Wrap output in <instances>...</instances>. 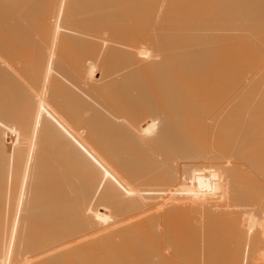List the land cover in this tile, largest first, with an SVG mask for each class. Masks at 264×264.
Instances as JSON below:
<instances>
[{"label": "bare ground", "instance_id": "bare-ground-1", "mask_svg": "<svg viewBox=\"0 0 264 264\" xmlns=\"http://www.w3.org/2000/svg\"><path fill=\"white\" fill-rule=\"evenodd\" d=\"M251 3L0 0V264H264ZM219 151L238 172L171 178Z\"/></svg>", "mask_w": 264, "mask_h": 264}, {"label": "rangeland", "instance_id": "rangeland-1", "mask_svg": "<svg viewBox=\"0 0 264 264\" xmlns=\"http://www.w3.org/2000/svg\"><path fill=\"white\" fill-rule=\"evenodd\" d=\"M248 1L250 2V4L252 6H254L251 3V0H248ZM252 1H254L255 5H256V3H259L258 7H260V9L258 10V8L255 7L254 9H251L249 11L250 12L249 14H250V17H251V24H250V21H249L250 18L249 19L247 18V20L245 19L246 21L242 20L241 22H242V26L243 27L241 28L242 29L241 31L242 32L245 31L244 32L245 34H253V35H255V33H257L261 29V31H259L256 34L257 36H254V37L252 36L251 39H249L251 41L255 40V43H256L258 41L259 36H260L259 34H264V31L262 30V28L264 29V0H252ZM246 22H249V24L251 26L247 23L249 25V27H248ZM237 23H238V21H231L230 22V24H232V25H235ZM244 26H246L247 30H244V29H246V28H244ZM258 27H260V29ZM254 28L257 30V32H256V30ZM234 29H235V27H234ZM254 31H255V33H254ZM260 40L262 42V40H263L262 36H260ZM260 48H263V47H260ZM249 64L251 65L250 67H253V68H257L258 67V63H250L249 62ZM234 74H235V72H232L231 75H234ZM238 76L242 79L243 76H245V74L244 73H239ZM239 106L241 108L249 107L248 105H239ZM255 116H257V114ZM260 116H261L260 117V120H261L262 116H264V115L261 114ZM260 120L258 118L256 120V122H255L256 127L259 126V135H256V137H255L254 146L252 148L248 149L247 148V144L243 143L242 145H240L241 146V151H243L244 154H245L244 155V154L241 153L242 162L243 163L244 162H250L251 163L250 169H249V171L247 173V178L253 177L254 173H255V170L257 169V165L264 162V154L262 153V150H261V148L264 149V125H262L260 123ZM248 125H252V124L249 123ZM256 127L255 126L253 127V125H252V129L251 130L244 129L243 131H241L239 133H238V131L235 132V133L232 132L230 137H232V139L235 138V140H240L241 142H245L246 140H249L251 138V136L253 135L252 130H255ZM202 141H203L202 139H199V140H197V142H193L192 141V142H190V144H188L186 146H183V148H181V151L183 152L184 157H193L195 159L200 160V158H203L204 155H207L204 149H202L198 153H195L192 150V145L193 144L199 143V142H202ZM230 153H231V155L234 154L235 153L234 149H232L230 151ZM209 156L212 158V163H211L210 167H204V168L203 167L202 168L196 167V168H194L193 171H188L189 168H191V167H188L185 170H183L181 168V166H182V164L184 162L183 161L182 164L179 167L173 168V170L176 169L174 174H177V175L179 174V177L172 176L171 178L174 179V180L176 178H179V179H176L175 181L182 180L186 176L192 175V174L195 173L194 177L196 179V185L194 186V184H193L192 187H188L187 189L190 190V191H195V192L200 193V186L201 185H200V179H198V177L200 175L208 176V175L212 174V175H215L217 177H222L223 176V172H229L231 174V173L238 172L239 169H240L239 165H225L226 162L228 161V158H230V157H229V154L228 155L224 154L222 151L212 152V153L209 154ZM246 156L250 157L252 160H249ZM259 159L262 160L260 163H258ZM178 168H181V172H179ZM162 170H163L162 171L163 173L167 174V172H166L167 168L166 169H162ZM145 175H146L145 173L142 174V175L139 174V173H135V174L132 175V177L137 179V178L143 177ZM148 175L150 177V180L153 181V182L158 179L155 175L152 176V173H150ZM163 195L166 196L165 194H163ZM201 204H202V202H201ZM164 227H168V226L166 224H164L162 228H164ZM116 241H114L112 243V246L116 247V245L118 244V242H116Z\"/></svg>", "mask_w": 264, "mask_h": 264}]
</instances>
